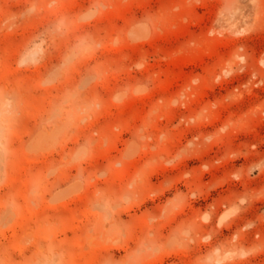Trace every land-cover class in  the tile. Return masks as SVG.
Returning <instances> with one entry per match:
<instances>
[{
    "label": "rangeland",
    "instance_id": "1",
    "mask_svg": "<svg viewBox=\"0 0 264 264\" xmlns=\"http://www.w3.org/2000/svg\"><path fill=\"white\" fill-rule=\"evenodd\" d=\"M0 264H264V0H0Z\"/></svg>",
    "mask_w": 264,
    "mask_h": 264
},
{
    "label": "bare ground",
    "instance_id": "2",
    "mask_svg": "<svg viewBox=\"0 0 264 264\" xmlns=\"http://www.w3.org/2000/svg\"><path fill=\"white\" fill-rule=\"evenodd\" d=\"M90 15V14H89ZM88 16V15H87ZM89 18V16H88ZM131 38L133 40H138V39H142L146 36V31L144 29H142L141 27L137 26V28H133L131 34H130ZM56 73V72H55ZM56 76V74H55ZM135 91V90H134ZM142 91V90H141ZM124 96V93L122 94ZM121 95V96H122ZM118 97V95H117ZM120 100V99H119ZM44 130V129H43ZM47 135L44 132H39L36 137L33 139L31 146H29V150H31L32 152H37L38 150L44 151L46 148L45 147V138ZM29 145V144H28ZM44 145V146H43ZM49 145V144H48ZM44 148V149H43ZM132 148V147H130ZM28 149V148H27ZM29 152V151H28ZM130 156V155H129ZM52 172V171H51ZM53 174V173H52ZM79 187H76L75 185H70L68 188L66 189H62L61 191H59L58 193H56L55 197L52 196V198L54 199V201H64L67 198H69L70 196H72L75 192H77V190H79ZM80 191V190H79Z\"/></svg>",
    "mask_w": 264,
    "mask_h": 264
}]
</instances>
